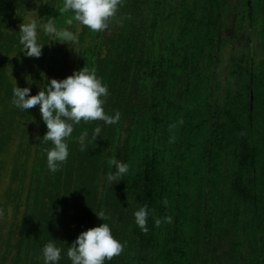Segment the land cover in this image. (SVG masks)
Here are the masks:
<instances>
[{
  "label": "trees",
  "instance_id": "trees-1",
  "mask_svg": "<svg viewBox=\"0 0 264 264\" xmlns=\"http://www.w3.org/2000/svg\"><path fill=\"white\" fill-rule=\"evenodd\" d=\"M229 4L123 0L109 28L97 33L69 25L73 13L62 11L63 0H0V156L17 142L11 161L0 159V169L11 162L0 196V264H43L41 249L53 239L63 250L59 264H71L67 247L102 224V213L123 245L105 264H264V83L254 76L251 109L249 79L235 102L230 72L225 82L219 78ZM33 10L40 24L54 18L78 42L40 32L41 57H26L18 32ZM83 67L108 86L105 111H119L120 120L76 125L69 157L52 173L39 106L16 109L13 88L35 95ZM98 124L101 137L80 151V134ZM115 160L129 173L111 185ZM145 205L146 233L134 218ZM8 206L13 218L5 231ZM167 216L171 223L155 225Z\"/></svg>",
  "mask_w": 264,
  "mask_h": 264
},
{
  "label": "clouds",
  "instance_id": "clouds-1",
  "mask_svg": "<svg viewBox=\"0 0 264 264\" xmlns=\"http://www.w3.org/2000/svg\"><path fill=\"white\" fill-rule=\"evenodd\" d=\"M123 0H63L62 11H71L73 16L67 21L86 26L93 32H103L109 28V21L116 17ZM55 37L60 43L75 44L77 35L69 29H58L54 24V18H50L44 24H38L35 19L20 24L19 44L26 57L39 58L42 55V45L39 42V33ZM30 87L13 88L12 105L25 112L39 106L41 119L46 125L47 131L42 137L44 142H51V147L45 149L47 156V168L49 172H57L69 157L68 140L72 137L74 128L81 122L102 121L104 127L114 125L120 120V113L109 115L104 108L107 97L110 95L108 86L102 83L94 70L83 67L74 71L72 75L64 79H51L44 90L31 95ZM102 127L98 124L90 132H82L79 136L80 151L87 149L88 143L101 137ZM114 171L107 175L106 180L111 185L124 180L129 173V165L120 160L112 161ZM167 206V200L163 201ZM98 217L103 223L82 231L67 247L66 256L71 264H105L123 251L122 243L114 238L112 228L106 220L110 216L100 214ZM149 209L140 207L134 212L136 226L143 232H147ZM172 222V217L156 218L155 225ZM55 240H50L41 249L43 264H59L62 258V249L57 247Z\"/></svg>",
  "mask_w": 264,
  "mask_h": 264
},
{
  "label": "flooded vegetation",
  "instance_id": "flooded-vegetation-1",
  "mask_svg": "<svg viewBox=\"0 0 264 264\" xmlns=\"http://www.w3.org/2000/svg\"><path fill=\"white\" fill-rule=\"evenodd\" d=\"M229 12V89L233 100L239 101V91L249 79L250 108L253 109L254 76L259 75L260 84L264 83V0H230Z\"/></svg>",
  "mask_w": 264,
  "mask_h": 264
},
{
  "label": "rangeland",
  "instance_id": "rangeland-1",
  "mask_svg": "<svg viewBox=\"0 0 264 264\" xmlns=\"http://www.w3.org/2000/svg\"><path fill=\"white\" fill-rule=\"evenodd\" d=\"M35 19L37 21L38 24H40V19L36 14V10L31 11L29 14H27L24 18V23H27L31 20ZM229 24H230V12L228 9V15H227V23L225 25V27L222 30V37L226 38V41L224 42V44H220V50H219V55L222 59V65L221 67L218 69L219 72V78L221 79L222 82L226 81L227 78V73H228V66H229ZM35 72V66L34 64H30L29 65V70L28 73H34ZM18 76H20L22 74V72L20 70L17 71L16 73ZM17 148V142H14L13 146H11L10 148V154L9 155H1L0 159L5 158L7 161H11V157L14 154L15 150ZM11 163V162H9ZM7 163L5 165V167L3 169H0V196L2 197V199H4V194L5 191L8 189V186L10 184V177H9V173H10V168L11 165ZM1 166V163H0ZM3 213H0V217ZM13 218V209L11 206H8V214L6 216V223H7V227L5 231H8V225L9 223L12 221ZM1 220V219H0Z\"/></svg>",
  "mask_w": 264,
  "mask_h": 264
}]
</instances>
